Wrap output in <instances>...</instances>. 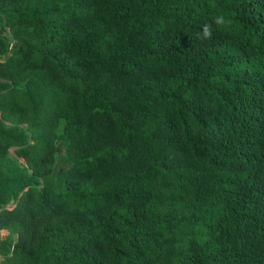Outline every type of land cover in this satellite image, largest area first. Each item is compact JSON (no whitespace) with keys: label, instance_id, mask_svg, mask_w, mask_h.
Masks as SVG:
<instances>
[{"label":"trees","instance_id":"16d2710c","mask_svg":"<svg viewBox=\"0 0 264 264\" xmlns=\"http://www.w3.org/2000/svg\"><path fill=\"white\" fill-rule=\"evenodd\" d=\"M0 264H264V0H0Z\"/></svg>","mask_w":264,"mask_h":264},{"label":"clouds","instance_id":"9594fccd","mask_svg":"<svg viewBox=\"0 0 264 264\" xmlns=\"http://www.w3.org/2000/svg\"><path fill=\"white\" fill-rule=\"evenodd\" d=\"M226 19L223 15H217L210 23H205L200 27V30L196 32V38L202 42L210 41L213 38V34L216 28L224 26Z\"/></svg>","mask_w":264,"mask_h":264},{"label":"rangeland","instance_id":"374dc122","mask_svg":"<svg viewBox=\"0 0 264 264\" xmlns=\"http://www.w3.org/2000/svg\"><path fill=\"white\" fill-rule=\"evenodd\" d=\"M3 233V232H2Z\"/></svg>","mask_w":264,"mask_h":264}]
</instances>
